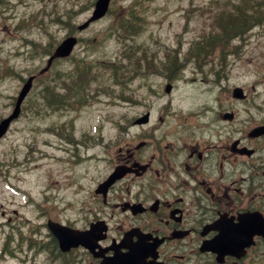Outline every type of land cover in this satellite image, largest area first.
<instances>
[{
    "label": "rangeland",
    "instance_id": "374dc122",
    "mask_svg": "<svg viewBox=\"0 0 264 264\" xmlns=\"http://www.w3.org/2000/svg\"><path fill=\"white\" fill-rule=\"evenodd\" d=\"M95 1L23 0L0 7V120L14 108L18 92L25 83L22 79L30 74H39L47 60L43 53L53 46L55 48L72 33V25L76 26L74 33L82 40L73 54L75 60L58 61L48 76L36 79L38 81H35L25 101V112L0 141V264H17L14 262L23 261L24 258L26 262L19 264H55L56 255L51 249H47L46 254L26 255L27 239L37 236L49 239L47 229L43 227L45 219L55 218L58 214L63 218L71 213L66 207L90 191L93 184L90 176L97 175L93 169H104L103 162L97 164L98 159L75 165V161L69 160V154L57 150L59 143L69 147L64 143L66 140L61 142L58 135L49 132V127L53 130L64 126L68 133L73 122L76 139L82 136L83 131L90 130V136L96 139V143L92 144L88 152L79 147L83 158L89 153L99 154L104 149L100 131L102 127V135L107 138L108 146H111L119 136L116 132L118 126L128 128L135 117L145 115L147 110L152 113V121L145 126L131 127V133L141 128L149 132L158 126L164 132L172 127L180 130L185 124L190 125L191 130L209 128L211 133H215L220 127L216 123L219 101L227 100L225 95H221V90L214 91L213 98L207 97L214 109V118L213 115L207 118L212 123H205L200 118L189 120L185 109L206 102L203 90L209 85L205 82L216 88L214 75L208 72L218 62L219 56L217 53L207 56L203 67H199L203 54L199 55L195 40L201 38L203 31L208 32L205 8L216 0H150L152 8L146 11L147 24H135L131 31L116 29V39L110 36L109 30L125 20L123 15L133 0H113L111 5L115 9L114 13L110 12L95 21L84 32H77V26L94 12L92 6ZM57 18L64 22H59ZM258 35L245 47L237 67L232 69L230 83L249 88L256 86L254 94L260 96L259 101L264 93L260 90L264 83V70L256 71L261 61L256 56L264 53V35L261 32ZM175 49L180 51V62L184 63L186 55L194 56L196 62L192 61L186 66L184 78L175 83L176 89L169 95L165 93L167 82L163 75L166 74L161 72L127 78V100L116 98L122 89L107 73L105 65L119 61L120 65H129L128 68L133 70V64L129 59L124 60L121 52L155 56L158 62L150 61L156 64L166 59L167 50ZM79 59H83V65L92 66L93 73L98 76V80L89 88L97 100L84 107L78 105L75 109H64L62 112L46 110L40 102L42 88L56 76L71 74L74 62ZM138 59L141 64L149 60L147 57ZM172 63L179 66L178 62ZM215 67L218 68V65ZM128 68L126 71L130 72ZM246 70L250 73L242 77ZM223 84L226 85L225 82ZM89 97L92 98L91 95ZM137 99L139 104L134 103ZM162 110L164 118L159 121L157 116ZM99 126L98 130L93 131Z\"/></svg>",
    "mask_w": 264,
    "mask_h": 264
},
{
    "label": "flooded vegetation",
    "instance_id": "af4514ba",
    "mask_svg": "<svg viewBox=\"0 0 264 264\" xmlns=\"http://www.w3.org/2000/svg\"><path fill=\"white\" fill-rule=\"evenodd\" d=\"M254 25L252 30L259 31L253 37L247 36L248 24L229 25L227 35L233 38L212 47L219 59L208 72L216 84L210 88L227 97L219 101L217 132L191 130L185 124L180 130L164 132L158 126L131 133V127L152 121L150 110L128 128L118 126L119 136L111 146L101 128L104 151L96 161L103 162L104 169H93L97 175L90 176V195L71 205L65 221L72 231L98 239L93 249L73 247L64 258L58 253V264H110L129 251L142 254L145 264H264V93L258 101L256 86L230 83L245 47L260 32L264 35V21ZM199 50L203 67L206 53ZM256 58L261 60L256 70L260 72L264 53ZM179 69L170 65L163 75L173 90L181 79ZM249 73L244 71L242 77ZM187 113L191 121L213 122L206 116L192 120ZM139 117L148 119L135 123ZM117 168L124 175L106 192L97 193Z\"/></svg>",
    "mask_w": 264,
    "mask_h": 264
},
{
    "label": "water",
    "instance_id": "95a60500",
    "mask_svg": "<svg viewBox=\"0 0 264 264\" xmlns=\"http://www.w3.org/2000/svg\"><path fill=\"white\" fill-rule=\"evenodd\" d=\"M109 0H98V2L96 3V11L94 13V16L91 18L92 20H95V18L103 15L106 11H107V5H108ZM88 23H86L87 25ZM76 39L75 38H68L66 40H64L61 45L58 47V49L56 50L55 54L50 58L49 64L52 61V59L54 57H62V56H67L74 44H75ZM32 85V78L28 79V83L24 86V88L22 89V91L20 92V96L17 100V106L15 111L13 112L12 115H10L8 118H6V120H4L1 124H0V137L6 132L7 127L10 123V121L14 118L17 117L19 111H20V106H21V101L23 100V98L27 95L28 90L30 89ZM170 90V88L168 89V91ZM125 264H133L132 262H127Z\"/></svg>",
    "mask_w": 264,
    "mask_h": 264
},
{
    "label": "bare ground",
    "instance_id": "6f19581e",
    "mask_svg": "<svg viewBox=\"0 0 264 264\" xmlns=\"http://www.w3.org/2000/svg\"><path fill=\"white\" fill-rule=\"evenodd\" d=\"M212 93V94H211ZM203 94L206 96L204 103L200 104L199 106H190L188 108H185L187 111L191 113V119L195 117H200V116H206L207 118H210L213 115V108H211V102L207 101V97L213 98L214 96V90L211 89L210 87H206L203 90Z\"/></svg>",
    "mask_w": 264,
    "mask_h": 264
},
{
    "label": "trees",
    "instance_id": "16d2710c",
    "mask_svg": "<svg viewBox=\"0 0 264 264\" xmlns=\"http://www.w3.org/2000/svg\"><path fill=\"white\" fill-rule=\"evenodd\" d=\"M110 69H113L115 73L118 72V67H115V66L112 67V66H111ZM78 74H80V76H81V78H82V80H83V79H84V76H85V74H86V70H85L84 68H81V69L78 70ZM63 80H64V85H65L66 87L70 88V90H71V92H72V94H73L74 91L72 90V86L75 85L76 82L73 83L72 76L69 75V76L63 78ZM76 84H78V83H76ZM56 85H57V84H52V85H51V88L56 87ZM51 88H50V89H51ZM68 100H69V98L58 99V100H54V99H52L51 101H48V104H54V105L57 106V107H60V106H63V105L66 106V104L68 103Z\"/></svg>",
    "mask_w": 264,
    "mask_h": 264
}]
</instances>
